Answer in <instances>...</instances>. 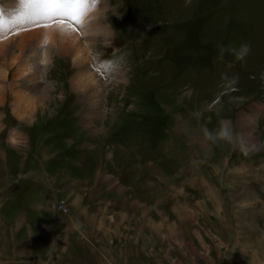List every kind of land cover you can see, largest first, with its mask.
<instances>
[{
    "label": "rangeland",
    "instance_id": "obj_1",
    "mask_svg": "<svg viewBox=\"0 0 264 264\" xmlns=\"http://www.w3.org/2000/svg\"><path fill=\"white\" fill-rule=\"evenodd\" d=\"M150 1L170 26L144 44L163 55L135 77L116 45L94 48L110 62L105 71L90 55L97 114L71 85V58L54 50L34 81L50 94L32 119L15 116L6 89L0 121L14 125L0 135V264H264V0ZM241 45L243 59L220 54ZM164 60L191 67L165 83L154 68ZM254 112V143L241 146L242 116ZM225 123L231 142H214Z\"/></svg>",
    "mask_w": 264,
    "mask_h": 264
},
{
    "label": "bare ground",
    "instance_id": "obj_2",
    "mask_svg": "<svg viewBox=\"0 0 264 264\" xmlns=\"http://www.w3.org/2000/svg\"><path fill=\"white\" fill-rule=\"evenodd\" d=\"M20 1L16 0L15 2L19 5V8L7 15L17 14L27 9L28 6L22 4ZM97 15L96 6L91 7L86 19H89L88 22H91ZM5 18L6 15L3 19ZM13 19L17 20V22L9 23L8 25L11 36L0 40V60H3L0 63V104L5 100L4 94L6 89H8L11 96L12 112L15 116L20 120L32 119L35 116L37 106L42 105L41 101L43 99L46 100L50 94V86H43L42 88L36 89V82L34 81L39 78L41 69L48 63L51 52L54 50L60 55L71 58L77 68L76 73L71 78V85L76 90H82V92L88 91L87 101L90 103V110L87 114L89 113L88 116L92 115V113L97 114L100 108L101 85L98 83V78L95 77L97 72H95L90 59L89 52L91 44L86 43V39L83 40L78 32L75 35H68L59 30L56 26L57 22L49 24V27L45 29L43 25L26 24L23 19L16 15H13ZM65 21L61 27L69 25ZM87 25V28L84 29L86 32L88 31ZM24 26L26 27L23 28ZM93 26L95 31L98 30V25L93 24ZM18 28H21V30L18 31ZM28 29L32 30L24 32ZM99 30H103L104 32L105 28L99 27ZM7 32V26L4 23L3 31L0 33V39ZM45 38L47 39V44L42 47L41 44ZM25 87H30L34 93H29L25 90ZM255 114L256 112L242 116V119L248 120L247 125L245 124L247 127L243 128V131L239 135L240 137L237 139L238 144L241 146H252L254 143V139L251 133L248 132V129L250 131V128L254 126L257 117ZM15 135L16 133L14 134L13 132L10 135V142L12 144L21 142L17 139L19 137Z\"/></svg>",
    "mask_w": 264,
    "mask_h": 264
},
{
    "label": "snow or ice",
    "instance_id": "obj_3",
    "mask_svg": "<svg viewBox=\"0 0 264 264\" xmlns=\"http://www.w3.org/2000/svg\"><path fill=\"white\" fill-rule=\"evenodd\" d=\"M98 2L99 0H21L22 4L28 6L27 9L13 15L23 19L26 24L43 25L45 29L49 27L48 21L57 22V28L68 35H75L77 30H80L86 36L87 32L84 29L87 25V13ZM5 15V11L0 9V28L5 23L3 19ZM13 15L7 17L10 23L17 22L13 19ZM65 20H70L71 24L61 27ZM46 44L45 38L41 46L44 47ZM101 68L105 71L110 70V62H103Z\"/></svg>",
    "mask_w": 264,
    "mask_h": 264
},
{
    "label": "clouds",
    "instance_id": "obj_4",
    "mask_svg": "<svg viewBox=\"0 0 264 264\" xmlns=\"http://www.w3.org/2000/svg\"><path fill=\"white\" fill-rule=\"evenodd\" d=\"M149 28H151V25L148 26ZM231 52L234 53L237 59H243V57L245 55H247L248 51H249V47L247 45H241L239 50L233 49V48H223L221 47L220 49V54L221 56L225 53V52ZM210 139H212L214 142L216 140H225L228 142H231L232 140V135L228 130V125L225 123L223 124L221 130L215 135V136H209Z\"/></svg>",
    "mask_w": 264,
    "mask_h": 264
},
{
    "label": "crops",
    "instance_id": "obj_5",
    "mask_svg": "<svg viewBox=\"0 0 264 264\" xmlns=\"http://www.w3.org/2000/svg\"><path fill=\"white\" fill-rule=\"evenodd\" d=\"M22 208V207H21ZM25 217H22V219L21 218H19V221H17L16 222V224L18 225L19 223H22L23 221H25V219H24ZM69 246V248H72L71 246H72V244H70V245H68ZM68 248V247H67ZM53 249H54V247H53ZM67 250H69V249H67ZM58 251H60V250H58ZM8 263H11V262H8Z\"/></svg>",
    "mask_w": 264,
    "mask_h": 264
}]
</instances>
